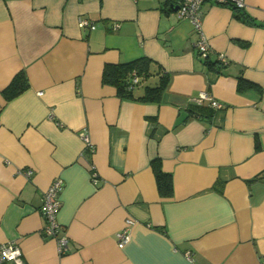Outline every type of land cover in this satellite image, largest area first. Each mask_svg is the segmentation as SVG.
<instances>
[{
    "label": "crops",
    "instance_id": "0c3cea01",
    "mask_svg": "<svg viewBox=\"0 0 264 264\" xmlns=\"http://www.w3.org/2000/svg\"><path fill=\"white\" fill-rule=\"evenodd\" d=\"M178 1L0 0V246L17 242L24 264H264V0L204 1L207 62ZM143 56L151 74L133 95L164 72L159 102L102 82L105 64ZM22 69L27 89L6 100ZM57 177L64 255L39 233Z\"/></svg>",
    "mask_w": 264,
    "mask_h": 264
},
{
    "label": "built area",
    "instance_id": "2783aa9c",
    "mask_svg": "<svg viewBox=\"0 0 264 264\" xmlns=\"http://www.w3.org/2000/svg\"><path fill=\"white\" fill-rule=\"evenodd\" d=\"M205 0H179L178 7L176 9V13L178 17L188 18L195 31L198 33L199 37L196 42V48L199 56L201 58H206L211 49L208 45L205 37L203 36L202 31V23H203V12L202 5ZM217 4L222 5H233L237 8L243 9L244 3L242 0H212ZM78 24L81 27H89L91 29L95 28V25L85 17H79ZM117 27V24L114 25ZM138 77H132V83L136 84L138 82ZM42 92H39L41 94ZM203 100H207L211 106L214 108H222L224 105L217 100H215L212 96L206 93H200V95L196 98L197 103H201ZM81 136L85 139L87 147L92 151L93 146L89 143L88 139L84 132H81ZM27 175L31 174V171H26ZM92 178L95 179V173H92ZM63 187V180L59 177L53 179L47 189L43 193L42 197V216H43V224L40 229V235L44 239L54 240L57 246V251L60 255H64L68 252V241L69 238L58 222L57 212L60 208V198L59 194ZM133 224V220L128 218L125 221V225L119 229L115 236L117 241V246L122 248L126 243L130 240V229ZM187 258L191 259V255L189 252L186 253ZM4 262H10L13 264H24V259L22 256V251L19 244L15 241H7L6 243L0 246V264Z\"/></svg>",
    "mask_w": 264,
    "mask_h": 264
},
{
    "label": "trees",
    "instance_id": "16d2710c",
    "mask_svg": "<svg viewBox=\"0 0 264 264\" xmlns=\"http://www.w3.org/2000/svg\"><path fill=\"white\" fill-rule=\"evenodd\" d=\"M230 7L242 10L233 5H230ZM208 58L209 55L203 59L207 62ZM152 62L151 59L143 56L128 62L107 63L102 69V82L113 85L116 88L118 95L121 97L134 98L144 102H159L162 93L169 82V76L164 72H161V76L156 85H146L144 86L142 95L138 97L133 95V89L149 78L151 74L150 65ZM134 75L139 78L136 84L132 83V77ZM27 87V75L22 69L12 77L9 84L2 90V95L6 100H10L25 91ZM152 166L160 193L163 195L169 194L171 191L170 175L161 170L156 159L152 161Z\"/></svg>",
    "mask_w": 264,
    "mask_h": 264
},
{
    "label": "water",
    "instance_id": "95a60500",
    "mask_svg": "<svg viewBox=\"0 0 264 264\" xmlns=\"http://www.w3.org/2000/svg\"><path fill=\"white\" fill-rule=\"evenodd\" d=\"M177 7H178L177 5L176 6L175 5L174 6L171 5V8H172L173 11H176Z\"/></svg>",
    "mask_w": 264,
    "mask_h": 264
}]
</instances>
